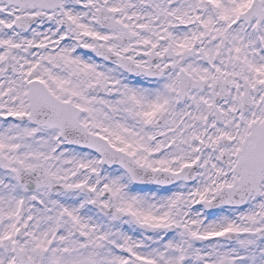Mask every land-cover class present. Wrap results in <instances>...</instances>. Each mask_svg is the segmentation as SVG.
<instances>
[{"label": "snow or ice", "instance_id": "obj_1", "mask_svg": "<svg viewBox=\"0 0 264 264\" xmlns=\"http://www.w3.org/2000/svg\"><path fill=\"white\" fill-rule=\"evenodd\" d=\"M0 264H264V0H0Z\"/></svg>", "mask_w": 264, "mask_h": 264}]
</instances>
